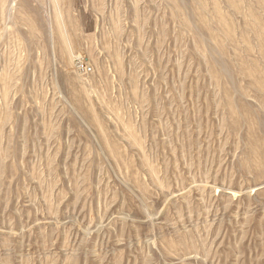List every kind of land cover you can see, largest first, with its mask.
<instances>
[{"label":"rangeland","instance_id":"obj_1","mask_svg":"<svg viewBox=\"0 0 264 264\" xmlns=\"http://www.w3.org/2000/svg\"><path fill=\"white\" fill-rule=\"evenodd\" d=\"M0 264H264V0H0Z\"/></svg>","mask_w":264,"mask_h":264},{"label":"built area","instance_id":"obj_2","mask_svg":"<svg viewBox=\"0 0 264 264\" xmlns=\"http://www.w3.org/2000/svg\"><path fill=\"white\" fill-rule=\"evenodd\" d=\"M78 68L82 69L84 72H87V69L83 65H78Z\"/></svg>","mask_w":264,"mask_h":264},{"label":"bare ground","instance_id":"obj_3","mask_svg":"<svg viewBox=\"0 0 264 264\" xmlns=\"http://www.w3.org/2000/svg\"><path fill=\"white\" fill-rule=\"evenodd\" d=\"M10 7H11V8H14V4H12Z\"/></svg>","mask_w":264,"mask_h":264}]
</instances>
